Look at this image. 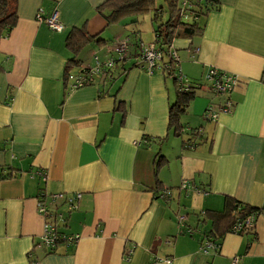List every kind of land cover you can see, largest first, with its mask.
Wrapping results in <instances>:
<instances>
[{"label": "crops", "instance_id": "0c3cea01", "mask_svg": "<svg viewBox=\"0 0 264 264\" xmlns=\"http://www.w3.org/2000/svg\"><path fill=\"white\" fill-rule=\"evenodd\" d=\"M219 1L199 34L173 42L179 70L199 86L180 136L169 128L176 83L138 66L139 45L150 42L109 24L97 10L103 0H17L16 26L0 40V264H264V0ZM54 9L62 32L37 19ZM75 28L92 39L70 68ZM123 39L126 59L106 86L69 90V73L114 55ZM209 67L240 78L232 113L215 121L206 110L226 98L204 82ZM194 129L203 134L190 138ZM75 193L82 197L69 212L64 201ZM42 194H63L47 209L60 206L62 231L80 235L75 246L40 245ZM227 197L258 211L248 233L226 231L225 214L201 222L202 212L224 213ZM213 230L220 249L204 254Z\"/></svg>", "mask_w": 264, "mask_h": 264}, {"label": "built area", "instance_id": "2783aa9c", "mask_svg": "<svg viewBox=\"0 0 264 264\" xmlns=\"http://www.w3.org/2000/svg\"><path fill=\"white\" fill-rule=\"evenodd\" d=\"M202 2H205V0H180V16L188 22L199 20L198 10L200 8L198 5ZM37 19L39 22L47 24L54 32H62L64 30V25L59 19L58 11L55 9L47 16L44 15L43 10H40ZM139 46V55H137L138 66L142 67L150 74L155 72L167 73V71H173L175 77H177L180 89L184 92L189 91L192 84L179 70L180 59L177 51L173 48V44L168 52L158 48L155 43H140ZM128 48L129 39L119 40L116 44L114 55L109 56L103 61L96 58L93 66L81 68L78 74L69 73L67 75L69 90H75L96 84L98 80L106 86L112 79L114 68L125 61ZM205 79L214 93L217 95H224L226 98L218 109L215 105L208 107L206 110V118L215 121L220 113H232L234 104L230 99V94L239 86L240 78L235 74L221 71L214 67H209L205 73ZM188 183V181H184L181 188L187 189ZM61 197H63V194H57L52 195L50 199L47 195L42 194L37 203L39 214L45 218L40 245L49 251L56 250L61 243H64L67 246H75L80 240V235L66 234L62 231L61 223L66 219L64 214L59 210V205L55 206V212L52 214L49 213L47 209L50 202L56 203ZM81 197V193H75L65 198L64 203H66L69 212L77 207V203ZM57 210L60 212H57ZM258 216V212H252L248 216L236 220L230 228L229 233H248L254 228ZM184 219V216L179 215V221L181 223L184 222ZM193 232L194 231L191 228H188L185 233L192 235ZM219 249L220 244L211 238H204L200 247V251L204 254H209L210 251L217 253ZM131 253L132 249L128 250L127 255H130ZM165 263L171 264V259H165ZM33 264L39 263L36 261ZM232 264H239L238 258H233Z\"/></svg>", "mask_w": 264, "mask_h": 264}, {"label": "trees", "instance_id": "16d2710c", "mask_svg": "<svg viewBox=\"0 0 264 264\" xmlns=\"http://www.w3.org/2000/svg\"><path fill=\"white\" fill-rule=\"evenodd\" d=\"M168 5L170 12L169 19L162 23L157 29H155V43L158 48L168 52L169 48L172 46L173 42L180 38L181 36L193 37L196 34H199L203 27L200 25V19L204 16L206 17L210 11H216L220 8L219 0H205V2L200 3L199 6V20L194 22H188L180 16V0H164ZM155 0H103L101 5L98 6L97 10L106 18L108 23H118L124 17L132 14H143L149 12L154 8V18L153 22L156 20H163L165 10L163 7L155 8ZM17 0H0V40L3 37H6L10 31L16 26L17 23V12H16ZM91 37H88L84 28H75L73 29L66 38L67 48L71 51L72 57L68 61L69 66L74 64L78 65L79 62L76 61V57L79 54L81 48L90 40ZM72 66H70L71 68ZM0 66V73H1ZM126 73V70L123 69V74ZM165 76L170 77L174 80L177 87V96L176 101L170 105L169 108V128L172 129V132L176 135L182 136L184 134L185 126L181 124L180 117L186 113L188 106L195 99L196 88L199 86H194L189 89V91H182L180 85L175 77L173 71H167ZM113 76V75H112ZM99 96H105L103 92L99 93ZM234 109V107H233ZM118 110H122L125 114V109L120 107ZM206 117V114H205ZM208 120V119H207ZM201 129H194L191 131L190 138H199L201 136ZM192 144V140L188 141ZM186 142L184 145H189ZM180 195V194H179ZM163 197V196H162ZM165 197V196H164ZM163 197V198H164ZM167 199L171 197L168 193L166 195ZM176 199H179L176 198ZM240 210H237L239 209ZM252 212H258L248 206H241L235 200L227 197V203L224 213H215L212 211L202 212L204 219L202 223H206L208 220H212L213 224H216L221 221V217H224L228 220V228L226 231H230V228L234 222L238 219H241L245 216H248ZM232 213L234 215L232 216ZM218 231L213 230L209 234H205L204 238H211L216 241L218 237ZM36 262V261H35ZM34 263V261H33Z\"/></svg>", "mask_w": 264, "mask_h": 264}, {"label": "rangeland", "instance_id": "374dc122", "mask_svg": "<svg viewBox=\"0 0 264 264\" xmlns=\"http://www.w3.org/2000/svg\"><path fill=\"white\" fill-rule=\"evenodd\" d=\"M155 1H156L155 8L163 7L165 10L163 20H156L155 22H153V18H154V8H153L149 12H146L143 14L128 15V16L124 17L121 21H119L118 24L130 26V28L128 29L129 31L133 30V32L141 33L142 39L145 42L152 43V41L155 40L154 39L155 38V29H157L162 23L166 22L170 16V12H169L168 5L166 4V2L164 0H155ZM135 38H136V34L132 33V41H135ZM150 43H148V44H150ZM115 69L113 71V74L115 72ZM187 78L190 82H193L189 77H187ZM203 80H204V82H206L205 78ZM194 84L197 85V83H194ZM54 205H55V203H54ZM59 210H57V212H60Z\"/></svg>", "mask_w": 264, "mask_h": 264}]
</instances>
